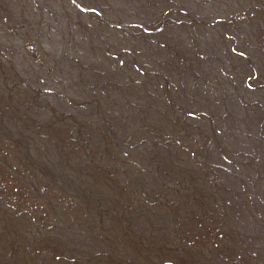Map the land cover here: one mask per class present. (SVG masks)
<instances>
[{
    "label": "rangeland",
    "instance_id": "rangeland-1",
    "mask_svg": "<svg viewBox=\"0 0 264 264\" xmlns=\"http://www.w3.org/2000/svg\"><path fill=\"white\" fill-rule=\"evenodd\" d=\"M0 25V264H264V0H0Z\"/></svg>",
    "mask_w": 264,
    "mask_h": 264
},
{
    "label": "trees",
    "instance_id": "trees-1",
    "mask_svg": "<svg viewBox=\"0 0 264 264\" xmlns=\"http://www.w3.org/2000/svg\"><path fill=\"white\" fill-rule=\"evenodd\" d=\"M164 17H166V16H164ZM10 20H7V26H9V27H13L14 25L13 24H10V22H9ZM18 28V27H17ZM19 29V28H18ZM2 30V27H1V25H0V31ZM7 32V31H6ZM18 32V31H17ZM8 33V32H7ZM8 34H11V33H8ZM13 34V33H12ZM26 38V37H25ZM32 42V41H31ZM32 44L34 45V46H36L33 42H32ZM31 44V45H32ZM37 47V46H36ZM38 48V47H37ZM32 50H34L35 51V54L37 55V49L36 48H32ZM87 83V82H86ZM84 84H85V82H84ZM43 152V153H42ZM34 154H37L39 157H42V159H44L45 160V157H47V156H49V158L53 155V152L49 149V147H48V145H43L42 146V149L41 150H39V149H34ZM47 160V159H46ZM51 160V159H50ZM49 160V161H50Z\"/></svg>",
    "mask_w": 264,
    "mask_h": 264
}]
</instances>
